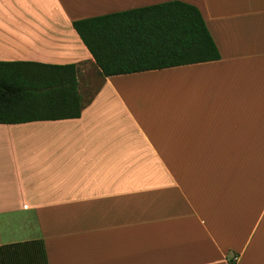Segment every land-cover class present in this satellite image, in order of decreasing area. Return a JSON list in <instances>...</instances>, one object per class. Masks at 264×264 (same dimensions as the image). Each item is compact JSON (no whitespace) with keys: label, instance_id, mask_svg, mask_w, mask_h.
Listing matches in <instances>:
<instances>
[{"label":"crops","instance_id":"obj_1","mask_svg":"<svg viewBox=\"0 0 264 264\" xmlns=\"http://www.w3.org/2000/svg\"><path fill=\"white\" fill-rule=\"evenodd\" d=\"M171 1L199 11L219 59L101 77L73 22ZM0 62L75 65L84 104L0 124V247L264 264V0H0Z\"/></svg>","mask_w":264,"mask_h":264},{"label":"trees","instance_id":"obj_2","mask_svg":"<svg viewBox=\"0 0 264 264\" xmlns=\"http://www.w3.org/2000/svg\"><path fill=\"white\" fill-rule=\"evenodd\" d=\"M101 77L212 62L217 49L199 11L171 1L73 22ZM75 65L0 62V124L79 117ZM0 264H47L42 240L0 247Z\"/></svg>","mask_w":264,"mask_h":264},{"label":"rangeland","instance_id":"obj_3","mask_svg":"<svg viewBox=\"0 0 264 264\" xmlns=\"http://www.w3.org/2000/svg\"><path fill=\"white\" fill-rule=\"evenodd\" d=\"M92 74V72H91ZM92 77L94 78V76L92 75ZM97 87V84L95 83V85H93L92 87L88 88V92L87 95H90L92 93V91H94Z\"/></svg>","mask_w":264,"mask_h":264},{"label":"built area","instance_id":"obj_4","mask_svg":"<svg viewBox=\"0 0 264 264\" xmlns=\"http://www.w3.org/2000/svg\"><path fill=\"white\" fill-rule=\"evenodd\" d=\"M237 258L236 257H233L232 260H231V264H235Z\"/></svg>","mask_w":264,"mask_h":264}]
</instances>
